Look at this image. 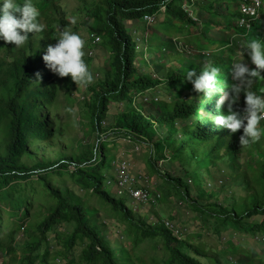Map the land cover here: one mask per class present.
<instances>
[{
    "label": "rangeland",
    "instance_id": "1",
    "mask_svg": "<svg viewBox=\"0 0 264 264\" xmlns=\"http://www.w3.org/2000/svg\"><path fill=\"white\" fill-rule=\"evenodd\" d=\"M42 1L44 0H33L40 13L39 6ZM97 1L61 0L67 24L57 26V28L70 27L85 39L86 56L84 59L93 72L95 81L88 87H77L71 77L60 78L55 75L59 90L48 113V119L54 129V137L51 142L33 144L32 156H26L22 163L31 167L38 162L49 164L60 160L62 156H67L79 159L82 163L80 169H85L86 166L98 160V153L94 146L104 144L107 152L106 160L101 164V173L107 180L113 178L111 164L116 159L128 161L133 172L148 175L154 189L160 192L162 200L156 208L151 206L127 207L132 211L135 219L134 223H130L125 221L109 204L92 193L91 189L78 188L73 164L67 168H59V165L54 163L47 173V184H56L59 190L68 189L74 193L78 192L77 196L84 204L86 213L95 214L94 217L99 220L98 226L103 230L107 242L122 251L125 259L130 260L126 261V264H171L170 253L165 249L162 234L164 219L172 220L176 225L188 229L185 236L186 242H181L184 245L180 249L183 253L199 260L201 264H239V261L244 259L256 261L264 258V235H254L251 230L252 224L260 222L261 217L243 219L239 225L231 222L221 225L216 224L211 215L217 216L219 213V209L214 207V204L220 202L232 204L244 195L242 184L237 180L238 176L229 177L230 168L226 167L228 165L226 160L235 156V164L240 165L241 168L249 162L253 164L260 160L263 161L264 157L260 159L259 153L262 150L264 152V135L258 142L241 147L236 153H228L224 160L213 165L202 164L199 157L192 158L187 154L175 155L172 150L165 151V155L173 154L168 163L163 160L153 162L154 153L158 158L162 151L161 147L155 148L154 146L158 142V135L155 133L151 139L144 142L135 139L136 144L134 145L124 140L122 132L115 129L109 130V127L114 125L118 114L126 110L123 103L117 105L112 102L104 118L106 125L102 133L108 134L104 136L105 143L97 140V132L91 123L90 105L94 99L92 89L104 79L106 72L110 70L112 57L103 37H101L102 43L95 50L94 56L88 55L90 41L93 37L91 29L94 28L95 22L89 20L87 10L91 9ZM172 1L173 6L182 9L189 18L197 22V25L187 28L184 26L182 33L173 36V42L177 41L179 45L177 49L173 45V49L164 47L151 39L155 34L156 39L169 41L166 36H163L164 32L158 31L162 23L171 21L165 13V8L161 9L156 22L151 27L143 22L124 23L126 33L132 35V40L136 41L146 52L143 57L137 59L136 69L144 74L143 71L146 72L148 67L147 73L152 75V79L159 81L169 77L166 73L172 77H186L189 70H195L199 74L204 68L211 67L213 57L216 56H219L218 59L224 63L232 62V65L244 63L249 69H255L244 45L245 41L251 38H259L264 42V0H261L263 9L260 15V27L254 31H250L252 28L249 31H243L244 33H241L235 25L236 0ZM18 2L22 4L23 0H18ZM72 18L77 20L75 25L70 23ZM87 23H90V26H87ZM176 24L177 26L182 25ZM133 31H135L134 34ZM261 75L264 76V72ZM256 81L255 93L264 96V79H256ZM183 90L187 101L196 99L191 82L184 83ZM148 91V94L158 97L159 103H171L178 95L176 90L168 88L167 83H162L157 88ZM138 93L130 92L134 97ZM157 104L144 105V107L141 105L140 110L144 116L157 115ZM241 107L243 109L240 113L243 114L246 107L245 99ZM260 127L264 130V121H261ZM166 167H169L173 173L179 170L182 175H186V179L195 176L200 186L206 188L208 193L203 197L195 193L193 198L201 205L208 207L197 209L190 202H186L180 196L177 187L164 181L156 171L158 168L163 170ZM31 182L33 186H30ZM42 182L38 177L20 181L22 187L27 188V194L30 197L29 204H33L27 218L17 220L11 216L9 208L5 205L7 202L0 201V238H4L5 242L13 240L14 247V250L8 253L5 245L0 246V264H28L30 256L36 258L35 264H89L86 258L87 241L77 240L73 246L69 243L74 230L73 225L60 223L45 237L38 231L37 227L43 221V216H40L41 207H47V204L52 202V198L42 195ZM105 188L113 194L112 188ZM194 191L197 192L195 186ZM145 231L151 236L146 237ZM190 245L200 251L208 250L209 256L206 258L198 256L189 247ZM47 255L46 261L44 257Z\"/></svg>",
    "mask_w": 264,
    "mask_h": 264
},
{
    "label": "trees",
    "instance_id": "2",
    "mask_svg": "<svg viewBox=\"0 0 264 264\" xmlns=\"http://www.w3.org/2000/svg\"><path fill=\"white\" fill-rule=\"evenodd\" d=\"M171 1L98 0L91 9L87 10L89 20L95 22L94 28L91 29L93 35L105 39V45L110 49L112 56L110 70L92 89L94 99L90 105L91 123L97 132V140L105 143L99 135L104 131L102 121L108 114L112 102L117 105L123 103L126 110L118 114L114 125L109 127V130L115 129L122 132L124 137L131 136L134 142L137 139L140 142L147 141L156 133L158 142L154 146L161 147L162 151L158 158L154 153L153 162L163 160L168 163L173 154L179 156L187 154L192 158L199 157L202 164L213 165L224 160L228 153H236L241 148L239 138L243 134L242 129L232 133L225 127L217 126L212 120L214 116H219L224 111L218 104L220 93H216L213 97L195 93L196 99L187 101L183 90L184 83H188L185 81L186 77H172L166 73L167 77L169 76L167 79L154 80L152 75L147 73L148 67L146 72L143 71L144 74L141 73L135 68V63L146 52L132 40V35L127 34L124 27V23L143 22L145 15L157 18L161 9L165 8V13L171 21L162 23L158 31L164 32L163 36H166L169 41L156 39L155 34L151 39L164 47L173 48V36L182 33L184 26L186 28L196 26L197 22L189 18L182 9L173 6ZM2 3L0 0V7ZM39 7L41 15L38 22L43 21L44 25V31L41 34H30L27 43L21 48L6 44L0 37V201L7 202L5 205L9 208L11 216L17 220L27 218L33 204H29L27 188H23L20 181L38 177L43 181L42 195L52 198V202L47 204V207H41L40 216H43V221L37 228L42 236L45 237L58 224L67 223L74 227L69 242L71 246L77 240L87 241V263L126 264V261L130 260L125 259L122 251L107 242L103 230L98 226L99 220L94 217L95 214L86 213L84 204L77 196L78 192L74 193L68 189L59 190L56 184L46 183L47 173L54 163H57L59 168H67L73 164L79 189H91L92 193L109 204L125 221L134 223V215L127 208L124 200L114 197L105 188L106 177L101 173V164L106 160L107 152L104 144L94 146L98 153V160L86 166L85 169H80L82 163L79 159L67 156H62L60 160L49 164L38 162L31 167L22 163L26 156H32L33 144L48 143L54 137V129L48 119V113L56 100L59 88L55 74L47 69L42 57L47 46L55 44L57 26L67 24L61 0H44L40 2ZM176 23L183 26H177ZM260 24V21L253 23L250 31L258 29ZM86 25L90 26V23ZM235 29L237 30L236 27ZM213 58V64L208 63L211 67L220 68L221 73L218 78L220 87H226L224 82L229 85L234 83L232 62L224 63L218 59L219 56ZM144 64H146L145 61ZM253 66L255 68L254 64ZM36 72L42 74L40 83L36 81ZM162 83H167L168 88L176 90L178 95L171 103L158 101L159 104H151H157L158 114L144 116L140 110L143 104L139 100L134 102V96L130 92L144 93L157 88ZM251 90L254 92L257 90L256 80L253 81ZM243 99L245 96L241 93L238 101L233 105L234 111L240 113L243 109L240 108ZM40 111L44 114L42 115ZM148 129L151 133L147 132ZM166 150H172L173 154L165 155ZM261 157H264L263 150L259 153V158ZM234 158L235 156H232L226 160L228 162L226 167L230 168V178L234 175L238 176L237 180L242 184L244 195L232 204H225V202L214 204V207L219 209V213L217 216L211 214L212 218L216 224L225 225L231 222L239 225L243 219L261 217L260 222L252 224L251 230L254 235H264V160L253 164L246 163L241 168L240 165L235 164ZM156 171L164 181L177 187L180 196L186 202H190L197 209L208 207L201 205L193 198L195 193L200 197L208 193L206 188L200 186L195 176L186 179L185 174L182 175L179 170L173 173L169 167L163 170L158 168ZM33 185L31 182L30 186ZM194 186L197 192L194 191ZM146 232H144L146 237L151 236ZM162 234L165 249L170 253L171 264H201L196 258L181 251L180 247L186 242V237L179 241L164 227ZM12 243L13 240L5 242L4 238H0V246L5 245L8 253L14 250ZM189 247L200 257L209 256L208 250L200 251L191 245ZM44 259L47 261L48 255ZM28 260V264L36 263V258L32 256L28 257ZM239 264H264V258L256 261L244 259L240 260Z\"/></svg>",
    "mask_w": 264,
    "mask_h": 264
},
{
    "label": "clouds",
    "instance_id": "3",
    "mask_svg": "<svg viewBox=\"0 0 264 264\" xmlns=\"http://www.w3.org/2000/svg\"><path fill=\"white\" fill-rule=\"evenodd\" d=\"M19 14V15H17ZM41 13L33 0H3L0 7V37L6 44H12L15 48L25 46L30 34H38L44 31V25L38 22ZM70 23L75 25L76 18ZM57 42L49 44L42 59L47 69L60 78L71 77L77 87H88L94 83L95 77L85 61L86 41L72 28H57L54 38ZM245 48L251 58L255 69H249L244 63L232 65L234 83L221 88L218 78L221 70L218 67H206L199 74L195 70H189L186 74L187 82L193 85V91L197 95L213 97L220 93L218 104L224 111L219 116H214V123L236 133L243 129L239 138L241 147L254 144L264 135L261 129V121H264V96L257 95L251 90L254 80L264 79L261 72L264 71V42L259 38H251L245 41ZM36 81L40 83L42 74L35 73ZM244 93L245 105L243 114L233 110V105L238 101L240 94Z\"/></svg>",
    "mask_w": 264,
    "mask_h": 264
},
{
    "label": "built area",
    "instance_id": "4",
    "mask_svg": "<svg viewBox=\"0 0 264 264\" xmlns=\"http://www.w3.org/2000/svg\"><path fill=\"white\" fill-rule=\"evenodd\" d=\"M237 15L235 25L241 31H249L252 28V24L256 21H260V15L263 9L261 0H236ZM156 22V17L151 15H145L143 23L146 26H153ZM102 43L101 38L93 35L90 46L88 49V55L93 57L95 50ZM177 49L178 42H173ZM179 46V45H178ZM157 80V79H154ZM152 90V89H151ZM149 91L144 93H138L134 97V102L139 100L143 105H151L157 103L158 97L148 94ZM106 125V121H102V127ZM102 140H106L105 133L99 134ZM126 142L136 144L131 136L124 137ZM113 178L105 181V187L112 188L114 190L113 196L123 199L128 208L136 206H151L153 208L158 207L162 200L160 192L156 191L153 187L150 177L144 173H135L132 171L130 163L126 160H113ZM163 227L171 232L176 238L182 239L188 233V229L179 225H176L172 220L164 219L162 221Z\"/></svg>",
    "mask_w": 264,
    "mask_h": 264
}]
</instances>
